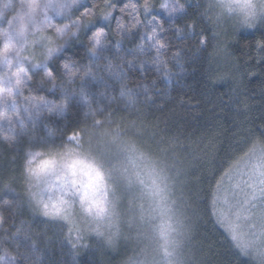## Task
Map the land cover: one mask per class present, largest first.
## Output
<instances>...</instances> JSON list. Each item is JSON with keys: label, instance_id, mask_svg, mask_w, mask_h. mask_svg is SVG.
I'll return each mask as SVG.
<instances>
[{"label": "trees", "instance_id": "trees-1", "mask_svg": "<svg viewBox=\"0 0 264 264\" xmlns=\"http://www.w3.org/2000/svg\"><path fill=\"white\" fill-rule=\"evenodd\" d=\"M103 2L84 0L53 18L55 27L46 25L53 38L57 27L62 30L57 51L44 65L56 86L42 79L43 68L25 66L32 79L15 98L16 115L0 120V133L9 137L0 135L2 264L135 262L132 248L96 238L83 239L87 247L74 250L69 228L41 215L29 198L27 150L63 144L70 133L104 169L122 148L160 168L187 216L190 264H264V256L255 261L236 248L214 210L231 170L264 149V45L257 44L264 41V22L252 29L223 28L209 0H147V9L146 0H112L136 10L108 16L111 4L101 11ZM92 4L95 21L86 25L81 14ZM100 28L103 43L92 50ZM157 40L165 45L159 55ZM62 95L68 106L59 114L30 103Z\"/></svg>", "mask_w": 264, "mask_h": 264}, {"label": "rangeland", "instance_id": "rangeland-1", "mask_svg": "<svg viewBox=\"0 0 264 264\" xmlns=\"http://www.w3.org/2000/svg\"><path fill=\"white\" fill-rule=\"evenodd\" d=\"M84 0H18L20 8L15 11L11 27L6 28L8 42L22 56L12 57L13 70L20 66H33L34 60H42L52 37L46 25H52L53 18L67 14L70 9ZM167 0H165L166 2ZM34 4L33 8L29 5ZM217 25L244 28L235 16L224 14L217 0H209ZM106 18V17H105ZM264 22V15L255 25ZM254 25V26H255ZM31 56L33 59H29ZM110 155L111 163L104 169L105 188L102 211L93 205L92 212L84 209L83 214H68L79 226L83 239L105 240L109 245L131 249L136 258L126 264H190L189 231L183 205L175 196L169 180L152 161L142 155L127 152L122 148ZM117 154V155H115ZM264 149L255 150L244 158L230 172L229 177L218 190L214 210L220 226L231 238L236 248L255 261L264 256V235H260L257 215L261 211L259 202L249 213L242 209L247 186H259L264 179ZM33 203V202H32ZM246 207V206H245ZM68 228L71 225L63 218ZM233 235L240 239L249 238L251 246L237 247ZM258 237V238H257ZM75 240V234H72Z\"/></svg>", "mask_w": 264, "mask_h": 264}, {"label": "clouds", "instance_id": "clouds-1", "mask_svg": "<svg viewBox=\"0 0 264 264\" xmlns=\"http://www.w3.org/2000/svg\"><path fill=\"white\" fill-rule=\"evenodd\" d=\"M217 4L224 14L235 16L240 25L248 29H252L258 18L264 15V0H217ZM17 5L18 0H0V21H4L3 25H0V33L8 27V20L14 18ZM57 29L60 28L55 30L56 37L48 38L49 43L46 45L43 59L33 62L34 69H44L42 79L50 81L53 87L56 86V77L50 69L44 68V65L52 59L61 41ZM22 55L9 43L6 44L5 39L0 38V120H7L16 115L15 98L32 79L23 66L13 70L12 57ZM28 58L33 59L31 56ZM25 76L27 79H24ZM36 99L41 101L36 107L49 115L67 110L68 101L63 95L59 99L49 100L44 96ZM71 134L63 144L29 148L26 152L24 171L28 195L36 209L45 217L62 218L61 212L83 214L85 208L93 205L102 208L104 172L88 151L75 144ZM49 135L51 136V133ZM3 138L9 137L3 135ZM2 220L3 216L0 215V221ZM3 251L8 256L13 255L8 249ZM3 259V256H0V264Z\"/></svg>", "mask_w": 264, "mask_h": 264}, {"label": "snow or ice", "instance_id": "snow-or-ice-1", "mask_svg": "<svg viewBox=\"0 0 264 264\" xmlns=\"http://www.w3.org/2000/svg\"><path fill=\"white\" fill-rule=\"evenodd\" d=\"M111 4V8L109 9V11L107 13H104L105 16L108 15H113L115 11H120V12H124L127 9H132L133 11L136 10V5L135 4H121V5H117L116 3L112 4V0H104L103 4L99 5L101 11H103V8L105 6H108ZM30 8L34 7V4H30L29 5ZM96 7L97 5L92 4V6L90 8H85V11L82 12L81 17H82V22L84 24H91L93 23L95 20V16H96ZM144 8L147 9L148 8V3L146 0V3L144 4ZM119 20V18H118ZM75 23H77V25H79L81 23L80 20L76 21ZM50 27H55L54 25H49ZM119 27H122L121 24L118 23ZM11 27V25H10ZM57 31L59 33L62 34V30L61 29H57ZM3 36L5 37L6 40V44L9 43L8 42V34L4 33ZM103 37H104V30L103 28H100L99 31H96L95 34L92 37L93 40V47L94 49L97 46L102 45L103 43ZM155 37V30H153V36ZM206 43V40L204 37L200 38V44L203 46ZM258 46L260 45H264V41H258L257 42ZM156 45L157 47V54L159 55V48L160 47H165V45L161 44V42L159 40L156 41ZM159 62V61H158ZM64 68L66 71L69 72V74H71L72 72V67L68 64L64 65ZM168 71L166 70L164 72L165 76H168ZM0 102H2V98H0ZM30 103L33 106H37V104L41 103L40 100H37L36 98H31L30 99ZM46 103V102H45ZM14 106H15V102H14ZM76 134L72 133L71 134V138H75ZM262 176H264V173L261 174ZM248 191H246L244 193L245 195V199L243 201V205L241 206L244 212L249 213L250 216H252V212H251V208L255 207L256 204L255 202H259L261 211L259 212V214L257 215V223L260 224V235H264V179H262L260 181L259 186L255 185V184H251L247 186ZM246 206V207H245ZM86 211H88L89 213L92 212V207H87L85 209ZM99 211H102V208H98ZM60 215L62 216L63 220L67 221L69 225H71V227H69V236H71L72 234H75V241L71 242L72 244V248L75 250L77 248L78 245L83 246V247H87L86 245H82L81 241H82V235H81V230L79 228V226H77L70 218L69 215L66 213L61 212ZM258 238V237H257ZM233 240L236 241V245L237 247H241L243 248H247L249 246H251L252 244V240H250L249 238H245V239H240L237 235H233Z\"/></svg>", "mask_w": 264, "mask_h": 264}]
</instances>
